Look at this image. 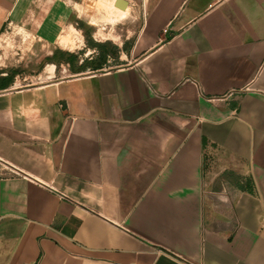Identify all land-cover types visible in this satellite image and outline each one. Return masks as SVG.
<instances>
[{
	"label": "crops",
	"instance_id": "crops-1",
	"mask_svg": "<svg viewBox=\"0 0 264 264\" xmlns=\"http://www.w3.org/2000/svg\"><path fill=\"white\" fill-rule=\"evenodd\" d=\"M97 2L0 0V28L75 16L85 46L69 5ZM118 3L123 63L57 44L48 80L0 84V264H264V0Z\"/></svg>",
	"mask_w": 264,
	"mask_h": 264
},
{
	"label": "rangeland",
	"instance_id": "rangeland-1",
	"mask_svg": "<svg viewBox=\"0 0 264 264\" xmlns=\"http://www.w3.org/2000/svg\"><path fill=\"white\" fill-rule=\"evenodd\" d=\"M103 1L105 4L111 5L110 1L112 0ZM69 8L71 11L78 12L83 18L84 21H81L80 27L85 29L87 39L85 46L81 43L82 45L65 55L64 59L69 61L71 69L74 72H81L88 65L103 64L105 59H110V62L106 63L103 68L123 63L125 59L123 60L120 56L119 51L121 49L119 45L127 39H133L137 34L139 26L134 23L136 22V15L131 10H128V13L120 19L108 21L107 19L110 18L109 10L107 11V9L102 7L98 13V9L94 7L93 3L76 7L69 5ZM74 20H76L75 16L69 18V23L64 26L63 37L67 31L74 30L72 27V23H74L72 21ZM29 29L31 28L24 26L21 28H9L8 25L0 28V84H7L16 80L17 86L21 87L48 80V78L46 79L48 76L46 70L54 57L47 56V53L53 50L57 44L62 46L60 43L63 37L58 43L55 41L50 42V44L48 42H40L35 39V34H33L35 32ZM93 38L104 42L106 48H90L89 42ZM81 46L82 49H80ZM89 58L90 60L88 61ZM67 74L69 73H64L63 75Z\"/></svg>",
	"mask_w": 264,
	"mask_h": 264
},
{
	"label": "bare ground",
	"instance_id": "bare-ground-1",
	"mask_svg": "<svg viewBox=\"0 0 264 264\" xmlns=\"http://www.w3.org/2000/svg\"><path fill=\"white\" fill-rule=\"evenodd\" d=\"M110 2H111V5H107L104 3L103 0H98V2L95 4V7L98 9L97 10L98 13L100 12L99 10H101L102 7L107 9V11L109 10V12H110L109 17L110 18L107 19L108 21L118 20L128 13L127 8L123 9V7H120L117 0H115V1L113 0ZM93 14H95V13L93 12ZM81 42H82L81 32H79L78 30H70V31H67V33H65L64 37L61 39L60 44H62V46L67 48V49L73 50V49L79 47ZM52 69H53L52 66H49L47 68L46 72H47L48 76H51Z\"/></svg>",
	"mask_w": 264,
	"mask_h": 264
}]
</instances>
